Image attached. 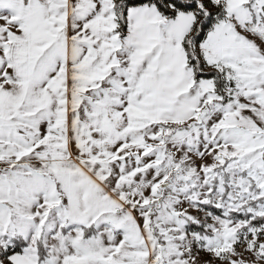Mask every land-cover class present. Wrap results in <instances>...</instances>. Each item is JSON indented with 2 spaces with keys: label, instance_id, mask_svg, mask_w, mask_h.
Returning <instances> with one entry per match:
<instances>
[{
  "label": "snow or ice",
  "instance_id": "1",
  "mask_svg": "<svg viewBox=\"0 0 264 264\" xmlns=\"http://www.w3.org/2000/svg\"><path fill=\"white\" fill-rule=\"evenodd\" d=\"M0 264H264V0H0Z\"/></svg>",
  "mask_w": 264,
  "mask_h": 264
}]
</instances>
